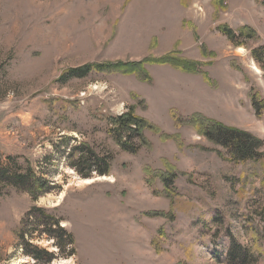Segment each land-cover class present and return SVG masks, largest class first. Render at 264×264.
Wrapping results in <instances>:
<instances>
[{
    "label": "rangeland",
    "instance_id": "obj_1",
    "mask_svg": "<svg viewBox=\"0 0 264 264\" xmlns=\"http://www.w3.org/2000/svg\"><path fill=\"white\" fill-rule=\"evenodd\" d=\"M263 2L0 0V160L51 188L33 199L0 184V264H43L18 236L33 206L73 238L32 240L47 264H264V152L234 160L197 129L207 119L264 140V69L250 55ZM127 111L147 123L135 151L110 124Z\"/></svg>",
    "mask_w": 264,
    "mask_h": 264
},
{
    "label": "trees",
    "instance_id": "obj_2",
    "mask_svg": "<svg viewBox=\"0 0 264 264\" xmlns=\"http://www.w3.org/2000/svg\"><path fill=\"white\" fill-rule=\"evenodd\" d=\"M220 30L231 40L236 39L237 35L229 28L221 27ZM239 34L242 35V31H239ZM250 55L259 64V66L264 69V46L251 49ZM121 66L134 69L133 66H135V64L129 63ZM94 67L95 66L85 65L83 67L74 68L67 71L66 75L85 76L93 70ZM100 68L101 67H98L97 69ZM251 103L255 113L260 114L261 104L256 99V94L251 95ZM110 121V124L113 126L112 131L117 139V142L123 149L135 151V149L128 144L132 138H138L141 144L146 143L143 136V130L147 127V123L142 118L133 115L131 111L112 117ZM197 122L198 132L213 143L228 149L231 158L234 160L257 159L264 152V140L247 131L228 127L216 121H209L207 119H200ZM67 155H69V153ZM87 157L88 158H84V156H82L81 159H85L88 162L90 161L91 165H94V163L99 164L97 170L100 174L108 173L110 166L109 162L105 163L104 160L97 159L94 155H92L93 159L90 160L89 158H92L90 153ZM87 169V172L83 173L84 177H89L90 175L91 166L89 164L87 165ZM167 180L171 185L172 178L169 177ZM1 183L19 187L25 190L33 199H37L39 196L49 192L51 189L47 181L41 176H38L32 168L27 167L23 169L18 166V164L14 162L11 157H7L5 162L0 160V184ZM36 212L42 213L44 218L37 216ZM59 223L60 221L58 218L52 213L47 212L46 209L33 206L23 221V226L29 224L28 226H31L30 228L32 229L28 232H24L22 229L18 234L20 240L22 241V248L25 250L26 254H29L37 261H41L43 264H47L52 261L54 257L52 252H49L44 248H40L32 242V240L38 239L42 235H47L55 239L57 241L56 245L60 248V250L67 246L72 247L73 238L71 234L67 233L66 230L59 225ZM237 246L238 245L233 244V246L229 248L231 257L232 251L233 253H236L239 249V246ZM70 253L72 254L73 252ZM236 254L239 253L237 252ZM237 258L241 259L240 261L243 260L240 256H237ZM232 259L236 261L234 254Z\"/></svg>",
    "mask_w": 264,
    "mask_h": 264
},
{
    "label": "bare ground",
    "instance_id": "obj_3",
    "mask_svg": "<svg viewBox=\"0 0 264 264\" xmlns=\"http://www.w3.org/2000/svg\"><path fill=\"white\" fill-rule=\"evenodd\" d=\"M87 180V179H86Z\"/></svg>",
    "mask_w": 264,
    "mask_h": 264
}]
</instances>
